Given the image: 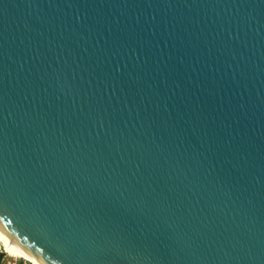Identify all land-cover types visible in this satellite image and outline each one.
Here are the masks:
<instances>
[{
    "label": "water",
    "instance_id": "water-1",
    "mask_svg": "<svg viewBox=\"0 0 264 264\" xmlns=\"http://www.w3.org/2000/svg\"><path fill=\"white\" fill-rule=\"evenodd\" d=\"M0 227L45 264H264V0H0Z\"/></svg>",
    "mask_w": 264,
    "mask_h": 264
},
{
    "label": "bare ground",
    "instance_id": "bare-ground-1",
    "mask_svg": "<svg viewBox=\"0 0 264 264\" xmlns=\"http://www.w3.org/2000/svg\"><path fill=\"white\" fill-rule=\"evenodd\" d=\"M0 242L4 243L7 247V252L18 258L29 261L31 264H45L39 258L31 254L28 250L23 248L19 243H17L11 236H9L0 227Z\"/></svg>",
    "mask_w": 264,
    "mask_h": 264
},
{
    "label": "rangeland",
    "instance_id": "rangeland-1",
    "mask_svg": "<svg viewBox=\"0 0 264 264\" xmlns=\"http://www.w3.org/2000/svg\"><path fill=\"white\" fill-rule=\"evenodd\" d=\"M22 260H24V259L18 258L12 254H9L7 252L6 245L4 243L0 242V264H21ZM28 264H30V263H28Z\"/></svg>",
    "mask_w": 264,
    "mask_h": 264
},
{
    "label": "built area",
    "instance_id": "built-area-1",
    "mask_svg": "<svg viewBox=\"0 0 264 264\" xmlns=\"http://www.w3.org/2000/svg\"><path fill=\"white\" fill-rule=\"evenodd\" d=\"M30 262L26 261V260H22V263L21 264H28ZM31 264V263H30Z\"/></svg>",
    "mask_w": 264,
    "mask_h": 264
}]
</instances>
